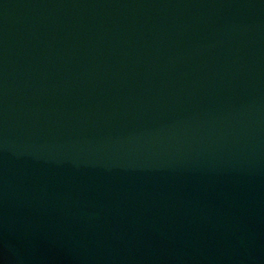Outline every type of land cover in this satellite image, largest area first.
<instances>
[{
	"label": "water",
	"instance_id": "water-1",
	"mask_svg": "<svg viewBox=\"0 0 264 264\" xmlns=\"http://www.w3.org/2000/svg\"><path fill=\"white\" fill-rule=\"evenodd\" d=\"M0 264H264V0H0Z\"/></svg>",
	"mask_w": 264,
	"mask_h": 264
}]
</instances>
